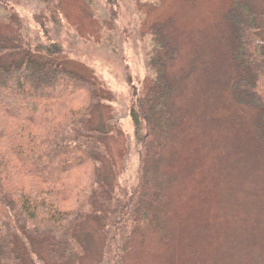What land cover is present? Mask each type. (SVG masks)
<instances>
[{"label":"rangeland","instance_id":"rangeland-1","mask_svg":"<svg viewBox=\"0 0 264 264\" xmlns=\"http://www.w3.org/2000/svg\"><path fill=\"white\" fill-rule=\"evenodd\" d=\"M19 1L18 21L0 24V39L32 38V16L45 1ZM236 1L120 0L115 22L103 0L64 1V26L55 34L63 41V59L95 80L106 99L92 126L108 133L103 173L109 183L116 179L129 187L136 182L138 156L128 107L133 89L139 90L148 75L152 33L176 49L169 62L175 127L161 159L152 156L147 164L151 184L164 181L158 205L162 223L135 233L125 264H264V154L252 136L251 110L239 107L231 94L238 75L231 59ZM246 1L261 5V0ZM151 187H144L140 205L148 218L154 214ZM100 223L90 218L81 226L79 264L100 263Z\"/></svg>","mask_w":264,"mask_h":264},{"label":"trees","instance_id":"trees-1","mask_svg":"<svg viewBox=\"0 0 264 264\" xmlns=\"http://www.w3.org/2000/svg\"><path fill=\"white\" fill-rule=\"evenodd\" d=\"M44 1L32 16V38L0 39V264H79L84 254L79 231L90 218L101 222L99 264H125L135 233L162 223L158 205L164 181L151 184L147 164L152 156L161 159L175 127L169 62L176 49L152 33L149 81L133 89L128 107L138 156L136 182L129 187L116 179L109 183L103 173L108 133L92 126L106 99L95 80L63 59V41L55 34L64 26L65 0ZM103 4L115 22L120 0ZM251 4L236 1L231 14V59L238 74L231 94L239 107L251 110L252 136L264 154V0ZM19 5V0H0V24L17 23ZM147 184L154 213L149 218L140 213Z\"/></svg>","mask_w":264,"mask_h":264}]
</instances>
